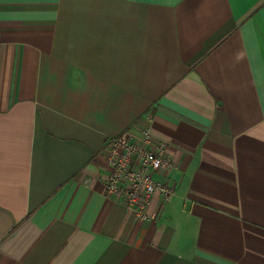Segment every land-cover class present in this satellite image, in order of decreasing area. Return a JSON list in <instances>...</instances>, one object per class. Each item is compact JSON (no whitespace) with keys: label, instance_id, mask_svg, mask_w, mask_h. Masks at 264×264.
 <instances>
[{"label":"crops","instance_id":"crops-1","mask_svg":"<svg viewBox=\"0 0 264 264\" xmlns=\"http://www.w3.org/2000/svg\"><path fill=\"white\" fill-rule=\"evenodd\" d=\"M144 129L149 221L102 154ZM0 264H264V0H0Z\"/></svg>","mask_w":264,"mask_h":264},{"label":"built area","instance_id":"built-area-1","mask_svg":"<svg viewBox=\"0 0 264 264\" xmlns=\"http://www.w3.org/2000/svg\"><path fill=\"white\" fill-rule=\"evenodd\" d=\"M168 149L167 143H154L147 129L142 130L140 136L127 133L111 137L104 146L102 154L109 169L106 177L108 194L143 221L154 218L147 208L155 195L164 202L175 195V187L155 179L156 175L167 174L176 168Z\"/></svg>","mask_w":264,"mask_h":264}]
</instances>
